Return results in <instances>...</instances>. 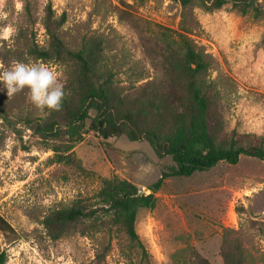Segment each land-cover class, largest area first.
Masks as SVG:
<instances>
[{
    "label": "rangeland",
    "instance_id": "obj_1",
    "mask_svg": "<svg viewBox=\"0 0 264 264\" xmlns=\"http://www.w3.org/2000/svg\"><path fill=\"white\" fill-rule=\"evenodd\" d=\"M258 1L264 10V0ZM47 5L55 18L65 13L58 34L67 47L101 41L100 69H110L116 83L130 88L145 116L157 118L158 103L186 98L184 39L204 60L199 79L213 87L222 126L264 134V13L210 10L201 0H0V12L8 14L0 26L15 20L17 28L0 37V69L12 60L41 62L63 83L65 63L30 53L47 45ZM0 108V214L13 229L0 232L4 264H226L223 249L232 260L241 254L246 264H264V160L241 155L236 163L166 178L154 193V207L136 215L145 260L119 231L53 239L43 219L52 209L92 196L104 177L127 179L148 194L161 171L174 165L171 157L124 134L100 140L88 118L72 148L81 168L57 163L51 143L24 121L46 115L26 92L0 93Z\"/></svg>",
    "mask_w": 264,
    "mask_h": 264
},
{
    "label": "trees",
    "instance_id": "obj_2",
    "mask_svg": "<svg viewBox=\"0 0 264 264\" xmlns=\"http://www.w3.org/2000/svg\"><path fill=\"white\" fill-rule=\"evenodd\" d=\"M187 4L192 0H180ZM210 10L230 7L241 13L259 17L264 13L258 0H201ZM65 22V13L53 16L46 6L44 28L47 45L33 47L30 53L43 60L65 63L63 81L65 96L62 108L44 117H27L28 128L49 141L52 159L81 168L72 148L81 140L82 126L90 118L89 129L100 140L126 135L130 140L147 141L156 155H169L174 165L161 171L148 188L150 193H139L138 187L117 176L104 177L90 197H79L68 206L52 209L43 219L47 234L57 239L73 232L82 234L114 230L135 243L141 258L147 252L136 228L140 208H153L154 193L168 177H185L194 172L209 170L221 161L236 163L241 155L264 160V134L239 132L222 126L219 103L212 85L199 79L205 69L201 54L186 40H182V66L188 81L182 86L184 99L177 95L168 103H158L157 118L145 116V107H135V96L130 88L116 83L110 69H100L102 45L98 38L89 39L81 48L73 50L65 45L58 30ZM137 98V97H136ZM90 111L94 112L92 117ZM1 112V108H0ZM158 114L164 115L159 117ZM13 231L0 214V232ZM235 248H238L237 246ZM226 264H246L240 254L232 260L223 249ZM5 253L0 252V264Z\"/></svg>",
    "mask_w": 264,
    "mask_h": 264
},
{
    "label": "clouds",
    "instance_id": "obj_3",
    "mask_svg": "<svg viewBox=\"0 0 264 264\" xmlns=\"http://www.w3.org/2000/svg\"><path fill=\"white\" fill-rule=\"evenodd\" d=\"M8 14L0 12V20L7 21ZM15 20L0 26V37L7 39L16 32ZM27 93L28 101L41 113L49 114L62 108L65 96L64 84L57 73L41 62L12 60L0 69V93L12 97Z\"/></svg>",
    "mask_w": 264,
    "mask_h": 264
},
{
    "label": "water",
    "instance_id": "obj_4",
    "mask_svg": "<svg viewBox=\"0 0 264 264\" xmlns=\"http://www.w3.org/2000/svg\"><path fill=\"white\" fill-rule=\"evenodd\" d=\"M148 191H149V193L151 192V190H150V189H148Z\"/></svg>",
    "mask_w": 264,
    "mask_h": 264
}]
</instances>
